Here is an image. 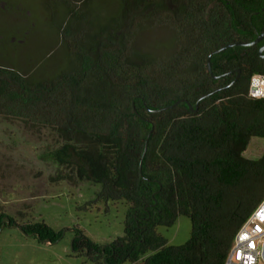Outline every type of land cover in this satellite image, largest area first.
Wrapping results in <instances>:
<instances>
[{
	"label": "trees",
	"instance_id": "obj_1",
	"mask_svg": "<svg viewBox=\"0 0 264 264\" xmlns=\"http://www.w3.org/2000/svg\"><path fill=\"white\" fill-rule=\"evenodd\" d=\"M15 3L0 0L5 7ZM38 5L55 45L43 57L62 55L56 64L42 57L0 64V117L55 135L56 145L41 158L67 171L58 179L99 184L98 200L126 204L122 235L97 243L74 226L72 250L90 264H224L234 234L264 196V145L257 159L243 155L252 137L264 139V99L247 94L250 76L264 73V60L251 45L226 48L210 57L211 70L234 74L214 78L206 58L264 31V0ZM158 26L169 30L168 43L140 47L139 33ZM2 35L9 44L18 41ZM237 69L244 75L196 110L183 101L158 110L180 99L194 108ZM179 216L190 220L189 237L171 245L157 228ZM5 217L3 227L40 241L62 237L43 220L19 223L2 211L0 230Z\"/></svg>",
	"mask_w": 264,
	"mask_h": 264
},
{
	"label": "rangeland",
	"instance_id": "obj_2",
	"mask_svg": "<svg viewBox=\"0 0 264 264\" xmlns=\"http://www.w3.org/2000/svg\"><path fill=\"white\" fill-rule=\"evenodd\" d=\"M14 1L13 7L0 4V64L6 65L7 60L29 64L31 59L41 57L45 64L58 63L61 50L51 58L43 57L47 50L55 48L51 45L52 30L46 21V11L38 5V0ZM99 10L106 11L105 8ZM30 23L35 26L33 31L29 30ZM2 34L18 41L15 44L2 41ZM170 37L169 30L158 26L142 30L137 40L144 48L152 43H168ZM56 143L55 135L47 129L31 131L20 121L0 117V211L13 216L19 223L43 220L62 231V237L50 243L26 235L18 227H3L0 230V264H90L86 256L71 248L74 226L97 243L109 242L123 233L126 209L123 200H98L99 184L58 179L67 171L41 158L42 152ZM263 145V138L252 137L243 155L257 159ZM157 231L169 244H182L189 237L190 220L179 216L172 226H160Z\"/></svg>",
	"mask_w": 264,
	"mask_h": 264
},
{
	"label": "built area",
	"instance_id": "obj_3",
	"mask_svg": "<svg viewBox=\"0 0 264 264\" xmlns=\"http://www.w3.org/2000/svg\"><path fill=\"white\" fill-rule=\"evenodd\" d=\"M247 94L264 99V73L250 76ZM264 196L234 234L224 264H264Z\"/></svg>",
	"mask_w": 264,
	"mask_h": 264
},
{
	"label": "water",
	"instance_id": "obj_4",
	"mask_svg": "<svg viewBox=\"0 0 264 264\" xmlns=\"http://www.w3.org/2000/svg\"><path fill=\"white\" fill-rule=\"evenodd\" d=\"M263 36H264V31L258 33L257 36H256L253 40H251V41H244V42H243V41H235V42H232V43H228V44H226V45H223V46H221V47H219V48H217V49L211 51V52L208 54L207 58H206L207 69H208V72L210 73V75H211L212 77H214V78H219V77H223V76H226V75H227V73H223V74H220V75H214V74L212 73V70H211V64H210V57H211L214 53L221 52V51L225 50L226 48L233 47V46H249V45H252V44L258 42L259 39H261ZM236 71L238 72V69H237ZM235 78H236V77H234V79H233L229 84L224 85V86H221V87H217L216 89L212 90V91L209 92L208 94L203 95V96H200V97L196 100V102H195V107H194V108H192L191 105H190L186 100L180 99V100L175 101V102L172 103L171 105L161 107V108H159L158 110H161V109H165V108L171 107V106L177 104L179 101H183V102H185V103L189 106L190 110H196V109H197L198 102H199L200 100H202L203 98H205V97H207V96H210V95H212V94H214V93H216V92H218V91H221V90L225 89L226 87H228L230 84L233 83V81L235 80ZM149 134H150V132L148 133V136H149ZM148 136H147V139H148ZM145 143L147 144V140H146ZM144 149H146V145H145V148H144ZM8 221H9V218H8V217L3 218L2 228H3V226H4L6 223H8ZM262 258L264 259V245H263V248H262Z\"/></svg>",
	"mask_w": 264,
	"mask_h": 264
},
{
	"label": "flooded vegetation",
	"instance_id": "obj_5",
	"mask_svg": "<svg viewBox=\"0 0 264 264\" xmlns=\"http://www.w3.org/2000/svg\"><path fill=\"white\" fill-rule=\"evenodd\" d=\"M263 10H264V8H262ZM255 15H258V12H255ZM258 17H260L259 15H258ZM27 31V30H26ZM259 32H257V34H258ZM257 36V35H256ZM255 36V37H256ZM254 39V38H253ZM252 39V40H253ZM250 46V45H249ZM251 46H254V47H257V54H258V56H259V59L260 60H264V36L261 38V39H259V41L258 42H256V43H254V44H252ZM244 73H245V71L244 70H241V69H238V72L236 71V74H235V80L234 81H236V80H238L241 76H243L244 75ZM232 74H234V71L233 70H230L229 72H227V75L226 76H231ZM233 81V82H234Z\"/></svg>",
	"mask_w": 264,
	"mask_h": 264
}]
</instances>
